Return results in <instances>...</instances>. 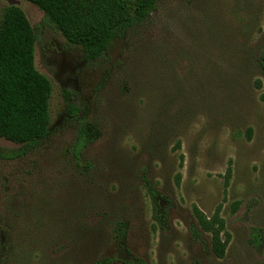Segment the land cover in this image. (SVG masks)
<instances>
[{
    "label": "rangeland",
    "instance_id": "1",
    "mask_svg": "<svg viewBox=\"0 0 264 264\" xmlns=\"http://www.w3.org/2000/svg\"><path fill=\"white\" fill-rule=\"evenodd\" d=\"M9 5L33 27L35 67L52 91L36 147L0 138V264L113 257L117 220L146 264H264L247 243L252 224L264 227V78L254 63L264 0H157L93 61L26 0H0V20ZM71 104L98 130L79 160ZM142 171L170 200L167 231L152 219ZM195 208L223 220L222 258L192 239Z\"/></svg>",
    "mask_w": 264,
    "mask_h": 264
},
{
    "label": "trees",
    "instance_id": "2",
    "mask_svg": "<svg viewBox=\"0 0 264 264\" xmlns=\"http://www.w3.org/2000/svg\"><path fill=\"white\" fill-rule=\"evenodd\" d=\"M43 13L42 24L59 31L67 41L79 45L86 60L102 56L115 39L144 22L155 9L157 0H26ZM37 35L21 8L9 5L0 20V138L24 148L36 147L49 133V99L51 83L35 67ZM254 63L264 78V47L254 55ZM256 87L261 80L256 79ZM66 92L65 97L69 99ZM79 128L72 156L80 159L83 149L97 138L96 126L80 116V109L70 105ZM24 149H21L23 151ZM142 185L150 200L152 219L163 231L169 229L170 200L167 199L142 171ZM164 202V204H163ZM196 224H189V233L212 257L222 258L226 242L221 237L224 222L216 213L207 219L195 208ZM209 234L205 240L203 232ZM118 254L90 264H109L113 260L124 264H146L136 257L127 245L124 220L113 226ZM248 246L258 256L264 254V227L252 224L248 230Z\"/></svg>",
    "mask_w": 264,
    "mask_h": 264
},
{
    "label": "flooded vegetation",
    "instance_id": "3",
    "mask_svg": "<svg viewBox=\"0 0 264 264\" xmlns=\"http://www.w3.org/2000/svg\"><path fill=\"white\" fill-rule=\"evenodd\" d=\"M42 25H44V24H42ZM44 26L49 27V28H51V29H54V28H52V27H50V26H47V25H44ZM54 30H56V29H54ZM37 38H38V37H37Z\"/></svg>",
    "mask_w": 264,
    "mask_h": 264
}]
</instances>
